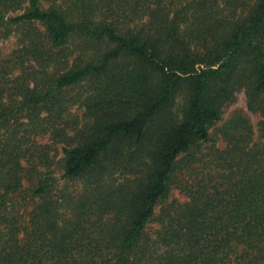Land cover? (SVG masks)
<instances>
[{
    "label": "trees",
    "instance_id": "trees-1",
    "mask_svg": "<svg viewBox=\"0 0 264 264\" xmlns=\"http://www.w3.org/2000/svg\"><path fill=\"white\" fill-rule=\"evenodd\" d=\"M7 22L42 25L48 45L31 49L32 39L13 64L73 48L61 73L32 88L5 86L11 65L0 59V264H264V164L250 158L243 177L188 188L190 202L164 212L154 237L145 231L235 92L248 85L264 100V0H0ZM79 86L89 120L66 135L62 160L63 176L85 187L53 195L55 179L39 174L22 192L44 152L16 133L48 131ZM111 169L128 176L103 183ZM26 195L38 201L23 225Z\"/></svg>",
    "mask_w": 264,
    "mask_h": 264
},
{
    "label": "rangeland",
    "instance_id": "rangeland-1",
    "mask_svg": "<svg viewBox=\"0 0 264 264\" xmlns=\"http://www.w3.org/2000/svg\"><path fill=\"white\" fill-rule=\"evenodd\" d=\"M20 11L21 9H17L7 12L6 15L13 16ZM32 39H34V43L31 49L35 44L40 50L48 48L44 28L36 22H7L0 26V59L6 61L4 63L6 66L11 65L1 77L5 86L22 80L32 88L36 84L43 83L48 77L57 76L70 63L72 56L70 51L73 48L71 42L62 48L51 49L50 62H47L44 55L33 53L23 56L22 60L13 64L15 54L25 49ZM83 89L84 86L71 88L66 90L63 95L68 98L76 97ZM9 93L11 92L8 89L3 92L2 96L5 101H7ZM17 99L18 97H16ZM73 101V103H71L72 101L65 102L63 110L54 119L45 121L48 131H42L38 135H34L35 132H29L26 136L23 132L16 133L14 143L20 146L24 143L25 148L28 146L31 151L36 146L38 147L36 151L41 148L44 152V159L40 163L36 161L35 169L25 173L26 176L24 175L21 185L22 192L28 194L29 189L31 190L32 183L29 176L35 177L39 174H47L55 179L53 195L68 193L73 196L85 187L83 178L70 179L63 176L62 147L70 144L66 135L71 134L73 128L83 127L89 120V115L80 101L79 95ZM178 104L176 109H179ZM21 120L29 126L36 124L26 118ZM58 127L62 128L65 138L55 134V129ZM39 129L42 130L43 127L41 126ZM22 135L25 138L20 139ZM243 158H250L257 164H264V100L255 94L252 95L248 85L237 90L234 100L222 107L221 119L209 127L208 139L198 142L194 149L193 159L182 160L184 161L182 166L169 180L168 195L158 202L153 216L147 223L146 233L154 237L155 232L163 226L164 212L175 210L178 206L190 202L188 188L195 187L197 189L209 182H219L222 179L236 180L243 177L245 170L240 161ZM105 172L103 183L108 184H117L128 176L127 172L123 173L114 169ZM28 196L26 195L24 200L20 199L19 201L18 199L16 205L23 225H26L29 212L38 201V198ZM62 214L69 215L68 212Z\"/></svg>",
    "mask_w": 264,
    "mask_h": 264
}]
</instances>
